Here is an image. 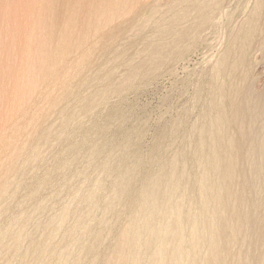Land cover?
<instances>
[{
    "label": "rangeland",
    "instance_id": "obj_1",
    "mask_svg": "<svg viewBox=\"0 0 264 264\" xmlns=\"http://www.w3.org/2000/svg\"><path fill=\"white\" fill-rule=\"evenodd\" d=\"M31 1L33 3L34 2L44 3V0H8V1L0 0L1 3L0 4V11H1L0 71L2 70L0 72V102L2 98V102L0 103L1 105L0 106V136H1L0 137L1 138L0 139L1 140L0 141V178H2L3 176V179H0V182L2 181L1 182L2 184L4 179L5 180L8 179L9 183L14 182L13 184L11 183V189H10L11 193L7 195L5 198H3L1 200L2 202L0 201V204H2L0 205V208H2L0 209V211L4 210L2 211V213L0 212V247H1L0 257L1 256L3 258L5 257L6 259L4 260H7V258L10 256L7 261L8 264H30V262L32 261H29L28 257L26 256V253H29L28 251H30L31 248L33 249L35 245L37 246L38 245L37 243L39 242L38 239H40L41 240L40 242L45 241V244L49 245V250H47L48 253L46 251H43V253L46 255H44L41 252L39 255L40 260L39 259L38 261L33 260L32 262L33 264L34 263L35 264H56V263L107 264L109 260V258L107 257H111L113 253L112 249L115 246L114 243H117L116 239H118L119 237L118 235H120L119 232H121L123 228L131 222L132 218L134 217L133 215H135V213L137 212L136 208L139 201L141 199H143L144 201L147 197L144 196L143 191L142 192L140 191L145 183H147L145 185L148 187L150 183L155 181L157 178L159 179L160 177L161 182L162 183L164 182L163 184V186H165L164 188L167 189L166 183L169 184V179H170L169 173L174 165V167L178 169L177 172H178L179 180L182 184L180 185L179 189L174 191V193H172L173 191L170 192L168 190H164V188L163 191L165 192L167 191L168 192L167 195L170 194L169 196L171 197L173 203L180 202L186 212L192 209V207L196 205L194 199L196 198L197 195V189H196L197 186L195 185V182L202 171V167H204L207 158L206 154H208L211 151L210 147L213 143L212 142L210 144L211 141H209L210 133H205V132L200 133L202 129H204L203 127L210 128V123H211L210 120L215 112V110H212L210 106L211 105L210 99H212L214 95L217 96L218 92L216 91L218 90L219 85L222 84L221 81L223 78H224L223 79L224 82H226L225 80L229 81L226 83L223 82V84L225 85L227 84L226 86H228L226 88L224 86L226 93H228L227 91H229L230 87L233 85L231 84L229 86V83H233V82L235 83V80H237L234 78L237 75H232L227 77L222 76L223 78L219 76L218 78L217 75H214V71H212L214 68L212 66H215V63L217 62V53H219L221 46L227 42L228 37L233 32L232 27L235 25L233 27L235 31L239 24L238 20H241V18L244 16V10L242 9L245 6V2L243 1L242 3V1H239V3L236 2V5L235 3L233 4V6L235 5L236 8L235 7L233 8L232 6L231 11L234 10L232 11L234 16L236 14L234 13L235 11L237 12V14L235 18H233L234 16L232 15L231 17L232 19H230L231 23L229 22L230 17H228V19L222 18V20L220 19L218 21L219 25L224 24L223 26H221L222 30H220V26L217 23L216 25H208L207 26L208 28L205 26V28L207 29L201 31L204 32V35L203 33L200 34L201 33L200 32L199 34L201 36L199 35L198 37L197 36L198 33H197L196 37L194 36L195 38L194 37L192 38L195 39L194 40L195 42H193V40L190 39L191 45L189 44V42L187 43L189 44L190 47L188 48V45L185 43H184L185 45L183 44L182 47L179 46L178 44H174L173 40H171L173 39L172 36L167 35V33L166 36L171 40V41L169 40L168 42L169 43L171 42L173 44H166L168 43L166 41V39L168 38L165 36L163 30L166 29L165 25L168 27V23H169L168 17L171 18V14H172L170 6L165 5L167 2H168L167 4H169L168 0H131V1L127 0L128 2L130 1L128 6L126 0H121L124 2H119L120 6L122 3V7L124 8L127 7V9L123 10V8L121 7L122 9L121 11L119 9L120 8L119 6V8H116L117 14L115 12L116 9H114V11H112L114 12L112 13L113 15L111 14L112 15L111 16L108 13V16L106 15L107 17L105 19H103L104 16L101 14L102 13L101 9L105 10L106 8L104 9V7L111 4V3L108 4V2H110L109 0H106L108 2L105 1L106 3L103 4L102 7H100L101 9L99 8L92 9L94 7L90 6V2L93 3L94 0H81L82 2L81 1L78 2L79 0L78 1L76 0L77 2H74V0H72L73 2L72 1L70 2L69 0L68 1L56 0L54 2L53 0L52 1L48 0L47 3H49L50 6L53 7L50 8L52 12L53 11L54 12L52 13L51 10H48L47 12L49 13L51 12L54 15V17H52L53 15L49 13L45 15L47 10L46 8L47 7L49 8L48 4L44 8L46 10L41 9L42 8L41 5L40 10H38L37 12L34 11L32 14H26L24 10L28 8L27 6L33 5ZM51 3L53 5H51ZM71 3L75 4L72 6H79L78 4H80L79 9L78 7L76 8L74 7L75 9L73 11L74 12L80 11L79 15H76L77 18L75 17V20H77V22L79 21L80 24L83 25L79 32H76V30H74L75 31L74 32L72 30V32H74V33L71 32L73 34L72 40L70 36H67V34L69 35V33L66 30L65 31L67 32V34L65 32L61 33L64 31L65 28H67L64 22L68 18L70 19L71 16L69 15H72L73 13V11H71L72 9L67 7V5L71 6L69 5ZM154 3L156 4L157 7L155 6ZM237 3L240 6H238ZM60 5L62 8L60 7ZM129 5L131 6L129 7ZM162 5L164 6L163 10H162ZM166 6L168 8H166ZM241 6L242 8H240ZM55 8L57 10H55ZM66 8H68L67 12L65 10ZM90 8L92 9L93 12L91 15L93 17L95 16V18L91 17ZM157 8L159 11L155 10ZM97 9L99 10V12H97V14L99 13L98 14L99 16L96 14ZM42 10L45 11L44 14L42 13L44 12ZM106 10L108 11V7ZM152 10H154V12ZM64 12L68 14L67 19H65L66 13ZM81 12H83V14ZM118 12L121 13L119 14ZM58 13L61 16H58L59 15ZM155 13L156 14L159 13L160 17L159 14L156 15ZM100 14L103 17L100 16ZM115 14L116 16H114ZM152 14L156 16L154 17ZM56 16H58L57 18L59 21H56L57 19ZM110 16L112 18H110ZM97 17H99V19H96ZM52 18H54V21L57 22L55 23V25H58L59 23L58 26H54V24L52 25L53 23ZM158 18L159 20H157ZM167 18L168 20H166ZM62 19H65L63 20L64 22H62L65 25V27L63 25L64 29L59 31L60 26L62 24L61 23ZM95 19L98 22L96 21V23H94ZM90 20L91 21L93 20L94 22H91ZM165 20L167 21V23ZM225 20L226 21L228 20L229 24ZM231 20H233V22ZM68 21H66L65 23H68ZM221 21L223 23H221ZM47 22L49 23V26ZM90 22L92 24H90ZM164 22L166 24H164ZM185 23H186L185 25L188 26L187 22ZM191 23L192 22L190 21L189 25ZM226 25L227 27H225ZM105 27L106 29H104ZM189 27L191 28L192 26H188V27L184 26V29L186 28L188 29ZM161 31L163 32V34ZM221 31L222 32L224 31L223 33H221L222 37L223 34L225 33L223 39L219 38L220 41L225 40L224 41L225 43L223 44L221 43L222 41L218 42L217 40L219 37L218 34H220ZM42 32H44V34ZM80 32L81 35L84 34L83 36L84 37L86 36V38L83 40L87 42L86 43L84 42V44L82 40L83 37H81V35L80 37L78 36L80 39L78 37H74V34L77 36L78 34H80ZM38 33L39 36H41L42 34L44 36L47 35L43 38L46 39L49 43L45 41H42V43H44L45 45L39 43L40 41L36 39L37 37L33 36V35H38ZM86 33L90 37V39L86 35ZM259 33L257 34L258 36H256L254 39L252 45L253 48L251 47V50H249L251 53L250 52L248 53V59H247L249 63L247 68L248 71L244 73L245 76L241 74L242 72H240V74L241 77L244 76L245 78L244 77L242 78L244 80L246 79L245 81H247L244 82L247 84H251V86H254V89L257 90L256 92L257 93L260 92L258 94L261 97L263 96L264 98V50H263L264 34L262 33L259 34ZM159 34L162 35L163 37L165 36L166 38L161 40L163 37H161ZM29 35L30 37H28ZM55 35L60 40L56 39L57 37ZM60 35L63 37L67 36L69 40H71V42L78 39L77 40L78 43H81L86 47L80 46L81 44L78 43L77 45L76 42H73L74 43L73 46V43L69 42V40L66 42V40L68 39L67 37L66 40H64L63 37L59 38ZM214 37L215 38L217 37L216 39L217 41L214 40L215 39ZM87 38L89 40H86ZM53 39L54 41L57 40L58 43L55 42V44L54 43L50 44L54 42L52 41ZM61 39L67 43L66 46H65V42L63 43ZM158 39H160V42L158 41ZM257 39L258 41L260 40L261 42L257 43L258 42ZM164 41H166V43H164ZM69 43L72 45V47L71 45H68ZM155 43L158 44L156 46L151 45ZM215 43L217 46L215 45ZM219 43H221L220 44L221 46L219 45ZM39 44L41 46L43 45L42 47L44 48V50H45V46L47 45V47L50 48L48 50L49 54L47 53L48 51L43 50L44 51L43 52L42 49L39 50L38 48L41 47ZM61 44L63 45V47ZM165 44L166 47H169L170 49L169 51H167L168 49H165L166 48L164 46ZM51 45H55L54 48H52L53 46L50 47ZM176 45H178L179 48H182L180 50L183 51L184 49L186 51V54L185 52L181 51L182 53L185 54V55L183 54L184 57L182 55L180 57H175V58H173L172 56L169 57V53L171 54L172 49H174L173 50L174 52L175 50L178 49ZM218 45L219 48L216 53L215 51ZM147 46L148 47L154 46L155 48L160 46L163 47V49L166 50L165 52H167L169 58L166 57L164 59L166 62H162L164 64V65L162 64L163 67L162 65L160 66L158 65L160 69L154 68L157 71L152 69L153 71L156 72L150 70V72L152 71L151 74L149 71H148L149 73L145 72L146 75L143 73L144 75L141 74V76L135 79V81L130 82V80L127 78L130 77V73H131L130 66L135 64L139 65L140 63L142 64V66H144L145 61H149L150 59L149 57H147L149 56ZM171 46H175L177 49L173 47L171 49L170 48ZM212 46L213 48H211ZM28 47H29L28 51H24L27 50ZM56 47L57 49L58 47L62 48V49L61 48L58 49L61 52V54L60 52H57L58 50L56 51ZM64 47H67L66 50L69 49V51H66ZM51 48L54 49L52 53L50 52L52 50ZM62 50L66 51L67 53L64 51L62 52ZM53 52H56V54ZM43 53H45V56H43L44 55ZM46 53L48 54V57ZM57 53H59L60 56L63 54L62 55L63 57H60L59 55H57ZM210 53L215 55L214 57L212 56V58L216 59L215 61L214 59H212V61L210 60L211 59L210 55H212ZM39 54H41L42 58L43 57L45 58L47 57V58L42 59L40 58ZM1 55L3 57H1ZM53 55L58 58L60 57L59 58L60 60L58 58L52 57ZM207 57L209 58L206 59ZM167 58H168V62H167ZM170 58L172 60H170ZM48 59L49 60L51 59V62L54 60H56V62L59 61L58 62L59 64L56 66V69L58 68L56 70L57 72L50 73L49 70L44 71L45 65L48 64ZM16 62L19 63L17 64ZM146 63L149 65L148 62ZM5 66H7L6 69ZM15 67L18 69H16ZM14 68H15V73L18 77L14 73ZM211 68L213 69L211 70ZM100 69L103 72H101ZM17 71L19 73H17ZM111 74H113V76ZM24 75L25 78H23ZM109 75L110 77L105 78V76L107 77ZM11 76H13V78ZM239 77L240 76H238V78ZM241 77L240 79H242ZM123 79L125 80V82ZM118 81L124 84L125 87L122 86V84L120 85ZM238 81L237 83L239 84L241 81L240 82ZM216 83L218 84L221 83V84L218 85ZM117 84L118 86L123 87L118 92L115 93L112 92L109 94V96L106 95L105 97L97 94L98 92L97 90L104 89L103 87L107 85L117 86ZM7 89L10 90V92ZM20 91H22V93ZM213 91H215V93ZM11 92L15 95H13ZM211 92H213L214 94H212ZM5 97L8 99H6ZM218 97L219 96H217V98ZM238 98H240V96H238ZM10 99L12 100L10 101ZM82 99H83V103L81 101ZM4 100H7V102L8 101L9 102L7 103ZM80 101L83 105L82 104L78 105ZM84 103L91 104L92 106L86 105L84 108L83 107L85 105ZM12 105L13 107H11ZM77 105L79 106L80 109L78 108ZM9 108L11 109V111ZM18 108L20 109L18 110ZM221 108L222 107H220V109ZM84 109L87 111H85ZM79 110L80 111L82 110V112H80ZM83 110L85 111V113ZM65 114L69 116V119L67 121L70 124L66 121V124L68 123L69 126L68 125L65 126L62 124L64 122L63 116H65ZM263 117H264V113L262 114L261 117L262 121L264 122ZM232 121L230 122L229 128L230 131L232 129L231 132L233 133V135L236 134L235 137L241 138L242 136L243 137L246 136L251 138V136L253 137L254 135H256L255 131L257 129L253 130L252 132L249 129L248 125L245 126L246 124L243 125V127H240L242 125L241 124L242 122H240V120H236L237 125L235 124L236 121H234L235 123ZM59 124H61V128H64V131L65 129L67 130L66 132H64V135L62 132L63 129L61 130V133L64 136V138L62 135L59 136L54 131V129L57 130ZM260 124L258 125L260 126ZM261 126L259 130V134L263 135L264 130L262 129ZM199 127L201 129H199ZM238 127L241 129H239ZM61 128L59 127L58 129ZM238 129L241 130V133H239L240 131ZM246 130L247 132H244ZM49 132L50 133L54 132V133L50 135ZM246 133H248L249 135L251 134V136H249ZM199 136L201 137L203 136V137L201 138ZM255 137L257 138V135ZM52 138L54 139L53 142H52ZM55 138L57 139L59 138V141L61 142L57 141V139ZM202 140L205 143H203ZM54 141H56V143ZM34 143H35V147H37V149L34 148L35 150L32 147ZM50 144L52 145V147L50 146ZM19 146H21L22 148ZM204 147L205 149L203 150ZM38 149H40L41 152H39L40 150ZM44 149H45V153H43ZM27 150H30V152H27L29 155L26 154ZM30 154H32V156L38 154L39 156H41V158H45V159H40V161L37 160V162H35L37 165L36 166L34 165L33 157ZM22 155H24V157H22ZM38 155L35 156L34 160L40 158V157L38 158ZM23 158L25 160H22ZM27 160L32 161L33 163L31 164L29 162H26L25 164V161ZM259 160L263 161L261 157L259 158ZM23 163L25 164V166ZM28 164L31 165V167ZM15 165H17L18 167ZM26 165L27 168H29V170L26 169ZM7 166H9L10 168H8ZM244 167L246 168V170L245 168L244 170L246 171L248 176L250 178L252 176V179H254V181L256 182V184L254 183L255 184L254 191L255 192L257 191L256 192L257 194L255 193V195H254V191L253 193L251 191L252 194L251 198L253 196L255 197L257 196V198L253 197L252 199H254V201H252L251 199V202L248 203L247 209L252 218L254 217L257 218L259 215L261 217L259 216L258 218H263L264 206L262 205V202L264 201V198L262 196H264V189H263L264 181L262 180L264 179L263 177L264 173L262 172L263 173V174L261 173L262 175L261 174L255 175L253 168L252 170H250L251 167L248 169L249 165L248 166L244 165ZM32 168L34 169L30 170ZM239 168H241V163L239 164ZM17 169L19 171H17ZM26 170L28 173L25 172ZM17 172L19 173L20 176L18 175ZM26 173L28 175H26ZM5 174L7 175L4 176ZM8 176L11 179V181L8 178ZM17 176L19 179L17 178ZM242 176L241 177L237 176V177H239L240 180H243L244 177L242 178ZM259 176H261L260 179L262 180L259 179ZM54 181L55 183H53ZM119 181L123 182V184L120 185L121 188L123 189L122 191L121 188L119 187L120 184ZM98 182L101 183V185L98 184ZM258 183H261L262 185ZM257 185L258 188L255 187ZM115 186L118 188V191H116L117 189H115ZM117 192L118 193L120 192V194L122 193L123 195L120 196V194H118L117 196ZM93 193L94 196H92ZM259 202H261L260 203L261 205L258 204ZM164 203L162 202V205L164 204L166 206V202ZM109 205L111 211L110 209L106 210V208ZM164 205L161 206L162 210L160 209L161 212L160 214H158V216L161 217L158 216L155 217V220L157 218L156 223L161 222V220L159 221V218L163 219L162 217H164L167 214L166 211L167 206L165 208ZM81 208L84 210H82ZM79 209L81 210L78 211ZM65 210L68 213L64 217L66 212ZM57 213H59L60 216ZM137 213L140 214V212ZM41 222L42 224H40ZM51 222H53V225ZM21 223L23 225L26 224L27 226L26 225L24 226L28 230L24 228V226ZM55 223L56 224L60 223L61 225H56ZM45 225L47 227H45ZM72 225L75 226L73 227ZM19 226L21 228V229L19 228L20 232H18L17 230L18 229L17 227ZM13 228H15L14 232L15 233L17 232L18 234L20 233V235L21 232L23 231L22 234L24 236L23 235L21 236H23L22 238L25 239L19 242L20 246L18 245V248L20 250L16 247V250H19L18 251L19 253L17 251H16L17 254H15V252L13 253L15 254L14 255L15 258L13 254L11 255H9V253L4 254L3 251L1 250L3 249L4 246L7 247L11 244L10 242H12V240L10 239H12L11 238L12 234H14ZM31 228H33L34 230ZM56 228L57 230H55ZM30 231L32 232L30 233ZM5 232H7V234H5ZM82 232H83V236H81ZM68 233H70V235H68ZM10 234L11 237L8 239V236ZM78 234L80 235V237ZM5 235L7 237H5ZM41 236L43 240L41 239ZM250 238L253 240V237L249 236L247 237L246 241L251 240ZM50 245L53 249H51ZM92 247L94 248L92 249ZM94 249L96 250L93 251ZM64 250H66L65 254H64L65 252ZM70 250L71 252L67 253ZM11 256H13V258ZM1 260L3 259L0 258V261ZM9 260H13V262L10 263Z\"/></svg>",
    "mask_w": 264,
    "mask_h": 264
},
{
    "label": "bare ground",
    "instance_id": "obj_2",
    "mask_svg": "<svg viewBox=\"0 0 264 264\" xmlns=\"http://www.w3.org/2000/svg\"><path fill=\"white\" fill-rule=\"evenodd\" d=\"M8 1V0H7ZM52 1V0H50ZM56 1V0H53V2ZM64 1V0H62ZM68 1V0H67ZM70 2L72 0H69ZM78 1V0H77ZM76 0H74V2H77ZM81 0H79L78 2H80ZM106 0H94L93 3L90 2V6H93L94 8L92 9H95V8H99L101 9L100 7L103 6V4H105ZM111 3L110 5L104 7V9L108 7V11L106 10H103L101 9V14L104 16H102L100 14V16L103 17V19H105L107 16H108V13L111 15L112 11H114V9L116 8H119L120 4L119 2H124V1H119V0H109ZM127 1V0H126ZM131 1V0H130ZM130 1L126 2L127 3V6L128 4L130 3ZM169 1V4H165V5H168L170 6V9H171V18H169V23H168V27L165 25L166 29L163 30L164 33H165V36H166V33L167 35H171L173 39V43L174 44H178L179 46H183V44H187L189 42V44L191 45V41L190 39H192L194 36L196 37V34L198 33V37L200 34L203 33L204 35V32H201L203 31L204 29H207L208 25H216V23L218 24V21L222 18H229V22H230V19H232V15L234 16L233 12L234 10L231 11V8L233 6V4L235 3L236 5V2L239 3V1H243L245 2V6L242 10H244V16L241 18V20H238L239 21V24L236 28V30L234 31V26L232 27L233 29V32L231 33V35L228 37V40L227 42L225 43L224 41H220L219 38L223 39L225 33L223 34V37L221 36L223 33L222 31L220 32L219 37L217 39V37L214 39V40H218V42H221L222 44L225 43L224 45H220L221 43H219V45L221 46L220 50H219V53H217V50L219 48V45L218 47H216V53H217V62L215 63V66H212L213 68H211L212 71H214V75H217L218 78L219 76H221V78L223 77H227V76H232V75H237L235 76L234 78L237 79L235 80V83H229V86L231 84H233L229 91H227L228 93H226L225 89H224V86L225 88L228 87L226 86L225 84H223L224 82V78L222 79L221 85H219V88L216 92H218L217 96H219L217 98L216 95H214V97L212 99H210L211 101V108L212 110H215L214 114L212 115V118L210 120V128H206V127H203L204 129H202V131L200 133H210V139L209 141L210 144L212 143L211 145V151L206 154L207 155V158H206V162L204 164V167H202V171L201 173L199 174L198 178L196 179V182H195V185L197 186L196 189H197V195H196V198L194 199L195 200V203L196 205L194 207H192V209H190L189 211H185V209L183 208L182 204L180 202H177V203H173L172 202V199L169 195H167V191H163V188L165 186H163L164 182L162 183L161 180H160V177L159 179L153 181V178H152V183L149 184V186L147 187L145 184V189H144V186H142L144 190H140L141 192L143 191L144 193V196H147L146 199L143 201V199H141L137 205V208H136V211L137 212H140L141 216L139 213H135V215H133L132 217V220L131 222L125 226L123 228V230L120 233V235H118V239H116L117 243H114L115 246L114 248L112 249L113 250V253L111 255V257H107L109 258L108 260V263L106 261L107 264H264V217L263 218H252L248 209H247V206H248V203L251 202V199L255 196H253L251 198V191L253 193V191L255 190L254 188V185L256 184V182L254 181V179H252V176L251 178L248 176V174L246 173V168L244 167L245 166H248V169L251 167L250 170H252V168L254 169V174H261L262 172L264 173V134L263 135H260L259 134V130H260V126L262 124V129L264 130V122L262 121L261 117H262V114L264 113V98L263 96L261 97L258 93L260 92H256L257 90L254 89V86H251V84H247L242 77L245 76V72L248 71L247 68H248V53L250 52L249 50H251V47L253 45V42H254V39L256 36H258L257 34H264V0H168ZM32 2V1H31ZM48 0H44V3L40 2V3H33V5H29L27 6L28 8H26L25 13L26 14H32L34 11L37 12L38 10H40L41 8V5H42V8L41 9H44L45 6H47V4L49 5V8L47 7L46 9V13L44 10V12H42L43 14L45 13V15H47V12L48 10H51L50 7V4L47 3ZM52 2V3H53ZM58 2V1H57ZM73 2V1H72ZM82 2V1H81ZM133 2V1H132ZM142 2V1H141ZM4 3V2H3ZM16 3V2H15ZM51 3V5H53ZM64 3V2H63ZM66 3V2H65ZM161 3V2H160ZM163 3V1H162ZM171 3V4H170ZM237 3L238 6H240L239 4ZM241 3V2H240ZM1 4V3H0ZM67 4V3H66ZM78 4V3H77ZM155 4V3H154ZM10 5V4H9ZM71 6H68L70 9H72L71 11H73L76 7H78L79 9V6L80 4H78L79 6H72V5H75L73 3L69 4ZM141 5V4H140ZM235 5L233 6V8L235 7ZM244 5V4H243ZM13 6V5H12ZM63 6V5H62ZM105 6V5H104ZM124 6V5H123ZM131 5H129L130 7ZM156 6V4H155ZM55 7V5H54ZM61 7V5H60ZM66 7V6H65ZM75 7V8H74ZM122 7V3H121V6H120V10L122 11L121 9ZM141 7V6H140ZM154 7V6H152ZM151 7V8H152ZM157 7V6H156ZM159 7V6H158ZM163 5H162V10H163ZM53 8V7H52ZM62 8V7H61ZM81 8V7H80ZM123 10L127 9V7H122ZM136 8V6H135ZM134 8V9H135ZM142 8V7H141ZM160 8V7H159ZM166 8H168L166 6ZM236 8V7H235ZM239 8V7H238ZM238 8H237V11H238ZM242 8V6L240 7ZM69 9V10H70ZM92 9L90 8V15L93 13L92 12ZM147 9V8H146ZM161 9V8H160ZM165 9V8H164ZM168 9V10H170ZM5 10V9H4ZM54 10V9H53ZM55 10H57L55 8ZM62 10V9H61ZM60 10V11H61ZM66 12L68 10V8L65 9ZM82 10V9H81ZM118 10V11H120ZM157 11V9H155ZM236 10V9H235ZM7 11V10H6ZM59 11V13H60ZM95 11V10H94ZM104 11V12H103ZM146 11V10H144ZM151 11V9H150ZM154 12V10H152ZM240 11V9H239ZM52 12V10H51ZM49 13V14H52V13ZM56 12V11H55ZM64 12V13H66ZM77 11H73L72 15H69L71 16V18L69 19L68 18V14L66 13V17L65 19H68L66 21H68V23H65L63 20L65 19H62L61 23L64 22V24L66 25L67 28H63V23L61 24L60 26V30L61 31L62 29H64L63 32L61 33H66L67 32L69 33V35L67 34V36H70L71 37V40H72V33H74L76 30V32H79L81 30V27L83 26L82 24H80V22L77 20H75V17L77 18L76 15H79V12ZM97 12H99V10L97 9L96 10V14ZM116 14H117V9H116ZM143 12V11H142ZM161 12V10H160ZM159 12V13H160ZM163 12H166V11H163ZM1 13V11H0ZM41 13V12H40ZM58 13V14H59ZM83 14V12H81ZM119 13V12H118ZM121 13V12H120ZM119 13V14H120ZM125 13V12H124ZM158 13V14H159ZM234 13L237 14V12L235 11ZM241 13V12H240ZM10 14V13H9ZM71 14V13H70ZM99 14V13H98ZM97 14V15H98ZM116 14L114 16H116ZM156 14V13H155ZM156 14V15H158ZM170 14V12H169ZM235 14V16H236ZM243 14V13H242ZM11 15V14H10ZM53 15V14H52ZM51 15V16H52ZM89 15V17H90ZM95 15V14H93ZM107 15V16H106ZM113 15V14H112ZM111 15V16H112ZM123 15V14H122ZM153 15V14H152ZM155 15V16H156ZM5 16V14H4ZM44 16V15H43ZM58 16H61L60 14ZM56 16V18L58 17ZM99 16V15H98ZM110 16V18H112ZM154 16V15H153ZM152 16V17H153ZM154 16V17H155ZM235 16L233 18H235ZM242 16V15H241ZM16 17V15H15ZM25 17V16H24ZM54 17V15L52 16ZM91 17H93L91 15ZM159 17H160V14H159ZM164 17V16H163ZM4 18V17H3ZM51 18V17H50ZM60 18V17H59ZM62 18V17H61ZM64 18V17H63ZM95 18V16L93 17ZM101 18V17H100ZM109 18V17H108ZM117 18V17H116ZM168 18L166 20H168ZM239 18H240V15H239ZM237 18V19H239ZM6 19V17H5ZM49 19V18H48ZM53 19V23L52 25L54 24V26H58V25H55V22L54 21V18ZM88 19V18H86ZM96 19H99V17H97ZM95 19V22L92 20H90L91 22H94L96 23V20ZM163 19V18H162ZM4 20V19H3ZM46 20V19H45ZM84 20V19H83ZM82 20V21H83ZM119 20V19H118ZM159 20V18L157 19ZM165 20V21H166ZM51 21V20H49ZM48 21V22H49ZM56 21H59L58 18L56 19ZM191 21L192 23L189 25V22ZM224 21V19H223ZM226 21V20H225ZM233 22V20H231ZM1 22V21H0ZM30 22V21H29ZM47 22V23H48ZM77 22V23H76ZM90 22V24H92ZM98 22V21H97ZM133 22V21H132ZM162 22V21H161ZM185 22H187L188 26H192L191 28L189 27L188 29H184V26L185 27H188L186 26ZM228 22V20L226 21ZM228 22V24H229ZM7 23V22H6ZM35 23V22H34ZM41 23V22H40ZM167 23V21H166ZM164 22V24H166ZM220 23V22H219ZM221 23H223L221 21ZM231 23V22H230ZM9 24V23H8ZM46 24V23H45ZM157 24V23H156ZM159 24V23H158ZM161 24V23H160ZM184 24V25H183ZM234 24V23H233ZM4 25V24H3ZM47 25V24H46ZM64 25V27H65ZM100 25V24H99ZM107 25V24H106ZM122 25V24H121ZM219 25V24H218ZM224 25V24H223ZM222 24L219 25L220 26V30H222L221 26H223ZM39 26V25H38ZM48 26H49V23H48ZM103 26V25H102ZM120 26V25H119ZM159 26V25H158ZM205 26L207 28H205ZM30 27V26H29ZM114 27V26H113ZM183 27V28H182ZM204 27V28H203ZM227 27V25L225 26ZM229 27V25H228ZM2 28V26H1ZM203 28V29H202ZM224 28V27H223ZM5 29V28H4ZM106 29V27L104 28ZM117 29V28H116ZM215 29V28H214ZM227 29V28H226ZM229 29V28H228ZM14 30V29H13ZM47 30V29H46ZM67 32H66V31ZM72 30L74 32H72ZM219 30V29H218ZM219 30V31H220ZM58 31V32H59ZM104 31V30H102ZM206 31V30H205ZM226 31V30H225ZM229 31V30H228ZM72 32V33H71ZM109 32V31H108ZM162 32V31H161ZM201 32V33H200ZM227 32V31H226ZM41 33V32H40ZM44 34V32H42ZM100 33V32H99ZM111 33V31H110ZM200 33V34H199ZM228 33V32H227ZM226 33V34H227ZM13 34V33H12ZM42 34V35H43ZM57 34V33H56ZM163 34V32H162ZM216 34H217V31H216ZM230 34V33H229ZM14 35V34H13ZM41 35V34H40ZM41 35V36H42ZM62 35V34H61ZM59 36V38L63 37V36ZM65 35V34H64ZM81 35V32L80 34H78L77 36L74 34V37H80ZM84 34L81 35L82 40L86 38V36L84 37L83 36ZM87 35V33H86ZM108 35V34H107ZM160 35V34H159ZM206 35V34H205ZM208 35V34H207ZM228 35V34H227ZM33 36H36L35 38L38 39L40 42L39 43H42V41H45L47 43H49L46 39H44L43 37L47 36V35H43L42 37L39 36V33L38 35H33ZM56 36V35H55ZM66 36V37H67ZM88 36V35H87ZM161 37H163L162 35H160ZM163 37L161 40L165 39L166 37ZM170 36V37H171ZM201 36V35H200ZM221 36V37H220ZM30 37V35L28 36ZM57 37V36H56ZM66 37L64 36L63 39L66 40ZM78 37V38H79ZM89 37V36H88ZM194 37V38H195ZM197 37V38H198ZM205 37V36H203ZM261 37V35H260ZM263 37V36H262ZM20 38V37H19ZM44 40H43V39ZM53 38V37H52ZM68 38V37H67ZM159 38V36H158ZM168 38V37H167ZM18 39V38H17ZM31 39V38H30ZM47 39H50V38H47ZM58 39V37L56 38ZM80 39V38H79ZM90 39V37H89ZM88 38L86 40H89ZM94 39V38H93ZM200 39V38H199ZM203 39V38H202ZM201 39V40H202ZM205 39V38H204ZM227 39V38H225ZM259 39V38H258ZM257 39V41H258ZM261 39V38H260ZM263 39V38H262ZM15 40V39H14ZM60 40V39H58ZM64 40L61 39V41H63V43L65 42ZM69 40V38L66 40V42ZM71 40H69V42H71ZM78 39L72 41L71 43L73 42H76V44L78 43L77 41ZM80 40V41H82ZM170 40V38L166 39V41L168 42ZM170 40V41H171ZM193 42H195L194 40L195 39H192ZM198 40V39H196ZM216 40V41H217ZM25 41V40H24ZM51 41V40H50ZM54 41V39L52 40ZM158 41L160 42V39H158ZM166 41H164V43H166ZM256 41V40H255ZM8 42V41H7ZM13 42V41H12ZM23 42V41H22ZM28 42V41H27ZM55 42L58 43L57 40H55L54 42L50 43V44H55ZM65 42V46L67 45V43ZM84 42L86 43L87 41H84L83 40V44ZM91 42V41H90ZM162 42V41H161ZM261 42L260 40L257 42L259 43ZM20 43V42H19ZM61 43V42H60ZM59 43V44H60ZM62 43V44H63ZM162 43V44H164ZM173 43H166V44H173ZM197 43V42H196ZM195 43V44H196ZM256 43V42H255ZM256 43V44H257ZM44 44V43H42ZM61 44V45H62ZM78 44H81V43H78ZM77 44V45H78ZM81 44L80 46H85ZM158 43H155V44H151V45H157ZM166 44L164 45L166 47ZM184 44V45H185ZM189 44L188 45V48L189 47ZM212 44V43H211ZM218 44V43H217ZM6 45V44H5ZM16 45V44H14ZM40 45V44H39ZM45 45V44H44ZM58 45V44H57ZM59 45V46H61ZM68 45H71L70 43ZM178 45H176V47H178ZM216 45V43H215ZM264 45V44H263ZM262 45V47H263ZM20 46V45H19ZM30 46V45H29ZM41 46V45H40ZM43 46V45H42ZM41 46V47H42ZM53 46V47H52ZM55 45H51L50 47L54 48ZM73 46H74V43H73ZM163 46V45H162ZM163 46V47H164ZM169 46V45H168ZM192 46H193V43H192ZM214 46V45H213ZM213 46L211 48H213ZM217 46V45H216ZM39 47V46H38ZM38 48L39 50L42 49V51L44 50V48ZM63 47V45H62ZM72 47V45H71ZM86 47V46H85ZM148 47V46H147ZM146 47V48H147ZM151 47V46H150ZM148 47V54L150 59L149 61H145L144 63V66H142V64L140 63L139 65H132L130 66L131 67V73H130V77H127L130 82L131 81H135V79H137L139 76H141V74H145V72H150V70H156L154 68H157V69H160V65H162L163 63L162 62H166L164 59L166 57H168V54L167 52H165L166 50L163 49V47ZM164 47V48H165ZM175 48L177 49L175 46H171L170 48L172 49ZM259 47V46H258ZM2 48V47H1ZM37 48V47H35ZM48 48V49H46ZM51 48V49H52ZM61 48V47H60ZM58 47V49H60ZM65 50L67 47H64ZM75 48V47H74ZM82 48V47H81ZM253 48V47H252ZM257 48V47H256ZM11 49V48H10ZM29 47L27 48V50H24V51H28ZM50 48L47 47V45L45 46V50L44 51H48ZM57 47H56V51L58 50ZM62 49V48H61ZM69 49H70V46H69ZM66 50V51H69ZM73 49V48H72ZM71 49V50H72ZM77 49V48H76ZM165 49H168L167 51H169V47H166ZM182 48H179L178 47V51L175 50V52L173 51L174 49L171 50V54L169 53V57L172 56L173 58L175 57H180L181 55L183 56L184 53L182 52H185L186 54V51L183 49L180 50ZM186 49H187V46H186ZM192 49V48H191ZM255 49V48H254ZM34 50V49H33ZM37 50V49H36ZM264 50V49H263ZM32 51V50H31ZM29 51V52H31ZM41 51V52H42ZM43 51V52H44ZM52 51H54V49H52L50 52L52 53ZM64 50H62L63 52ZM64 51V52H66ZM182 51V52H181ZM190 51V50H189ZM211 51V49H210ZM257 51V50H256ZM40 52V51H39ZM57 52H60L59 50ZM117 52V51H116ZM120 52V51H119ZM253 52V51H252ZM35 53V52H34ZM49 54V51L47 52ZM46 53V54H47ZM56 54V52H53ZM67 53V52H66ZM182 53V54H181ZM209 53V52H208ZM207 53V54H208ZM251 53V52H250ZM259 53V52H258ZM42 54V53H41ZM40 55V58H42V56ZM45 56V53H43ZM48 54H47V57H48ZM61 54V52H60ZM65 54V53H64ZM115 54V53H114ZM119 54V53H118ZM147 54V53H146ZM184 54V55H185ZM212 54V53H210ZM257 54V53H256ZM261 54V53H260ZM263 54V53H262ZM26 55V54H25ZM57 55H59V53H57ZM63 55V54H62ZM60 56V57H63V56ZM167 55V56H166ZM209 55V54H208ZM31 56V55H30ZM211 56V61L212 59H214V61L216 60L215 58H212V56L214 57L215 55L212 54L210 55ZM1 57H3L1 55ZM25 57V56H24ZM46 57V58H47ZM54 58H58V57H55L54 55L52 56ZM59 57V58H60ZM168 57V58H169ZM184 57V56H183ZM44 59H46L45 57H43ZM42 58V59H43ZM50 58V57H49ZM58 58V59H59ZM168 58H167V62H168ZM209 57H207L206 59H208ZM8 59V58H7ZM27 59V57H26ZM52 59V58H51ZM51 59L49 60L48 59V64L45 65V69L44 71H50V73H54V72H57L56 70V66L59 64L56 60L52 61L51 62ZM57 59V60H58ZM179 59V58H177ZM181 59V58H180ZM24 60V59H23ZM53 60V59H52ZM60 60V59H59ZM164 60V61H163ZM170 60H172L170 58ZM176 60V59H174ZM14 61V60H13ZM10 62V61H9ZM46 62V61H45ZM51 62V63H49ZM141 62V61H140ZM148 62L149 65L146 63ZM174 62V61H173ZM7 63V62H5ZM17 63V62H16ZM15 63V64H16ZM19 63V62H18ZM17 63V64H18ZM13 64V63H12ZM147 64V66H146ZM210 64V63H209ZM24 65V63H23ZM159 65V66H158ZM164 65V64H163ZM162 65V67H163ZM211 65V64H210ZM214 65V64H213ZM2 66V65H1ZM8 66V65H7ZM5 66V69L6 67ZM12 66V65H11ZM13 66H16V65H13ZM159 68H158V67ZM9 67V66H8ZM23 67V66H22ZM16 68V67H15ZM15 68H14V73H15ZM21 68V67H20ZM18 69V68H16ZM23 69V68H22ZM24 69H25V66H24ZM23 69V70H24ZM111 69V68H110ZM109 69V70H110ZM22 70V71H23ZM152 70V71H153ZM2 71V70H1ZM0 71V72H1ZM12 71V70H11ZM43 71V72H44ZM101 71V69H100ZM105 71V70H104ZM151 71V72H152ZM157 71V70H156ZM156 71H153V72H156ZM4 72V71H3ZM61 72V71H60ZM65 72V71H64ZM103 72V71H101ZM112 72V71H111ZM129 72V71H128ZM148 72V73H149ZM150 72V74H151ZM240 72H242L241 74H243L244 76L241 77V74ZM17 73H19L17 71ZM23 73V72H22ZM42 73V72H41ZM4 74V73H3ZM11 74V73H10ZM43 74V73H42ZM46 74V73H45ZM109 74V73H108ZM115 74V73H114ZM129 74V73H128ZM143 74V75H144ZM211 74V73H210ZM2 75V74H1ZM16 75V73H15ZM22 75V74H21ZM29 75V74H28ZM113 76V74H111ZM146 75V74H145ZM212 75V74H211ZM247 75V74H246ZM6 76V75H5ZM17 76V75H16ZM15 76V77H16ZM216 76V77H217ZM223 76V77H222ZM238 76H240L242 79H240V77L238 78ZM4 77V76H3ZM9 77V76H8ZM13 78V76H11ZM18 77V76H17ZM23 77V76H22ZM110 77L109 76H105V78H108ZM7 78V77H5ZM25 78V75L24 77ZM28 78V77H27ZM125 78V77H124ZM126 78V79H127ZM245 78V77H244ZM19 79V78H18ZM127 79V80H128ZM124 80V79H123ZM127 80H126V83H127ZM128 80V81H129ZM232 80V79H231ZM239 80V81H238ZM9 81V80H8ZM17 81V80H16ZM226 82H229L227 80H225ZM233 81V80H232ZM230 81V82H232ZM240 82L239 84L237 83ZM245 81V82H244ZM10 82V81H9ZM19 82V81H18ZM23 82V81H21ZM107 82V81H106ZM119 82V81H118ZM125 82V80H124ZM129 82V83H130ZM224 82V83H226ZM111 83V82H110ZM120 83V82H119ZM125 83V84H126ZM128 83V84H129ZM106 84V83H105ZM122 83H120L121 85ZM12 85V84H11ZM19 85V83H18ZM133 85V84H132ZM131 85V86H132ZM9 86V84H8ZM122 86L125 87L124 84H122ZM122 86H105L103 87L104 89H100V90H97V94L98 95H102V96H109L110 93L112 92H118L119 90H121L123 87ZM6 87V86H5ZM211 87V86H210ZM218 87V86H217ZM216 87V88H217ZM10 88V87H9ZM23 88V87H22ZM215 88V89H216ZM256 88V87H255ZM8 90V89H7ZM212 90V89H211ZM228 90V89H227ZM10 92V90H8ZM12 91V90H11ZM32 91V89H31ZM16 92V91H15ZM22 93V91H20ZM29 92V90H28ZM215 93V91H213ZM213 92H211L212 94H214ZM8 93V92H7ZM12 93V92H11ZM17 93V92H16ZM77 93V92H76ZM79 93V92H78ZM3 94V92H2ZM1 94V95H2ZM13 94V93H12ZM28 94V93H27ZM6 95V94H5ZM4 95V96H5ZM9 95V94H8ZM15 95V94H13ZM22 95V94H21ZM79 95V94H78ZM211 95V94H210ZM11 96V95H10ZM23 96V95H22ZM27 96V95H26ZM76 96V95H75ZM238 96H240V98H238ZM80 97V96H79ZM77 97V98H79ZM6 98V97H5ZM19 98V97H18ZM4 99V98H3ZM8 99V98H6ZM76 99V98H75ZM12 99H10L11 101ZM21 100V98H20ZM23 100V99H22ZM80 100V99H79ZM91 100V99H90ZM7 102V100H4ZM82 103H83V99L81 100ZM78 104V105H81L82 103ZM1 102H2V98H1ZM0 102V103H1ZM9 102V101H8ZM7 102V103H8ZM14 102V101H13ZM19 102V101H18ZM5 103V102H4ZM16 103V102H15ZM28 103V102H27ZM91 103V102H90ZM85 104V103H84ZM9 105V104H8ZM11 105V104H10ZM77 105V106H78ZM83 105V104H82ZM92 106L91 104H85L83 107L85 108V106ZM1 106V105H0ZM15 106V105H14ZM13 107V105L11 106ZM16 107V106H15ZM14 107V108H15ZM18 107V106H17ZM25 107V106H24ZM81 107V106H80ZM82 107V108H83ZM219 107V108H218ZM220 107H222L220 109ZM21 108V107H20ZM18 108V110L20 109ZM79 108V106H78ZM88 108V107H87ZM7 109V108H6ZM10 109V108H9ZM16 109V108H15ZM26 109V108H25ZM80 109V108H79ZM91 109V108H89ZM3 110V108H2ZM85 110V109H84ZM83 110V111H84ZM11 111V109H10ZM80 111V110H79ZM87 111V110H85ZM84 111V113H85ZM91 111V110H89ZM13 112V110H12ZM82 112V110L80 111ZM212 112V113H213ZM29 113V112H28ZM83 113V114H84ZM87 113V112H86ZM211 113V112H210ZM10 114V113H9ZM63 114V113H62ZM82 114V113H80ZM28 116V115H27ZM8 117V116H7ZM26 117V116H25ZM64 117V118H63ZM63 125H68V119H69V116L65 114V116H63ZM71 118V116H70ZM264 118V117H263ZM61 119V118H60ZM71 120V119H70ZM69 120V121H70ZM234 120H240V122H242L241 126L240 127H243V125L245 126H249V129L253 132V130H256L255 133L257 135V138L255 137L256 135H254L253 137L251 136V134L249 136H251V138L249 137H246V136H242L241 138H238V137H235L236 134L233 135V133L230 131V128H229V125H230V122ZM3 121V120H2ZM61 121V120H60ZM66 121L68 122L66 124ZM232 121V122H234ZM62 122V121H61ZM239 122V121H238ZM261 122V124H260ZM11 123V122H10ZM235 123V122H234ZM70 124V123H69ZM233 124V123H232ZM237 125V121L235 123ZM260 124V126L258 125ZM1 125H2V122H1ZM62 125V126H63ZM239 125V124H238ZM7 126V125H6ZM12 126V125H11ZM69 126V125H68ZM67 126V127H68ZM54 127V126H53ZM61 128V124H59L58 128ZM64 127V126H63ZM255 127V129H254ZM54 129L55 133H57L59 136L62 135L61 133V130L63 132V135H64V132H66L67 130L65 129L64 131V128H61V129ZM206 128V129H205ZM239 128V127H238ZM245 128H248V127H245ZM68 129V128H67ZM199 129H201L199 127ZM198 129V130H199ZM241 129V128H239ZM238 129V130H239ZM51 130V129H50ZM197 130V129H195ZM243 130V129H242ZM245 130V129H244ZM241 133V130H239ZM5 132V131H4ZM51 132V131H50ZM50 135H52L53 133H50ZM244 132H247L244 131ZM14 133V132H13ZM61 133V134H60ZM258 133V134H257ZM262 133V132H261ZM7 134V133H6ZM244 134V133H243ZM5 135V134H4ZM62 135V136H63ZM203 135V134H202ZM7 136V135H6ZM55 136V134H54ZM53 136V138H54ZM58 136V137H59ZM61 136V137H62ZM204 136V135H203ZM202 136V137H203ZM1 137V136H0ZM3 137V136H2ZM57 137V135H56ZM60 137V138H61ZM201 137V136H199ZM201 137V138H202ZM52 138V142H53V139ZM64 138V136H63ZM197 138V137H196ZM1 139V138H0ZM57 139V138H55ZM12 140V139H11ZM10 140V141H11ZM20 140V139H19ZM61 140V139H60ZM201 140V139H200ZM199 140V141H200ZM1 141V140H0ZM6 141V140H5ZM57 141H59V138L57 139ZM205 141V140H204ZM31 142V141H30ZM56 143V141H54ZM61 142V141H59ZM201 142V141H200ZM203 142V140H202ZM197 143V142H196ZM205 143V142H203ZM202 143V144H203ZM6 144V143H5ZM9 144V143H8ZM29 144V143H28ZM32 144V143H31ZM30 144V145H31ZM60 144V143H58ZM199 144V143H198ZM205 145V144H204ZM209 145V144H208ZM29 146V145H28ZM32 146V145H31ZM38 146V145H36ZM50 146L52 147V145L50 144ZM21 147V146H19ZM23 147V145H22ZM21 147V148H22ZM27 147V146H26ZM33 149L37 147H35V143L34 145L32 146ZM40 147V146H39ZM38 147V148H39ZM20 148V149H21ZM31 148V147H30ZM46 148V147H45ZM50 148V147H49ZM55 148V147H54ZM10 149V148H9ZM16 149V148H15ZM47 149V148H46ZM51 149V148H50ZM205 149V147L203 148V150ZM35 150V149H34ZM33 150V151H34ZM40 150V149H38ZM13 151V150H12ZM25 151V150H24ZM32 151V152H33ZM44 151V152H43ZM42 152L45 153V149L43 150ZM8 152V151H7ZM27 152H30V150H27L26 151V154L29 155ZM36 152V151H35ZM38 152V151H37ZM41 152V150L39 151ZM52 152V151H51ZM205 152V151H204ZM34 153V152H33ZM198 153V152H197ZM49 154V153H48ZM25 155V154H24ZM24 155H22V157H24ZM26 155V156H27ZM32 156V154H30ZM38 155V154H36ZM35 155V156H36ZM47 155V154H46ZM30 156V157H31ZM35 156H32L33 157V161H34V165H36L35 162H37V160L40 161V159H45V158H41V156L38 155V158L39 159H35ZM14 157V156H13ZM29 157V156H28ZM27 157V159H28ZM31 157V158H32ZM43 157V155H42ZM45 157V156H44ZM258 157V158H257ZM261 157V159H263V161L259 160V158ZM19 158V157H18ZM13 159V158H12ZM30 159V158H29ZM258 159V160H257ZM18 160V159H17ZM22 160H25L24 158ZM43 161V160H42ZM41 161V163H42ZM12 162V161H11ZM15 162V161H14ZM13 162V164H14ZM23 162V161H22ZM26 162H29V163H33L32 161H25V164ZM40 163V162H39ZM241 163V168H239V164ZM24 164V163H23ZM22 164V165H23ZM24 164V166H25ZM174 164V163H173ZM19 165V164H17ZM15 165V166H17ZM29 165V164H28ZM176 165V164H175ZM12 166V165H11ZM23 166V167H24ZM31 167V165H29ZM37 166V165H36ZM35 166V167H36ZM40 166V165H39ZM171 166V165H170ZM177 166V165H176ZM8 168H10L9 166H7ZM6 167V168H7ZM18 167V166H17ZM22 167V169H23ZM34 167V166H33ZM41 167V166H40ZM60 167V166H59ZM95 167V166H94ZM172 167V166H171ZM5 168V169H6ZM25 168V167H24ZM39 168V167H38ZM163 168V167H161ZM245 168V170H244ZM13 169V168H12ZM20 169V170H22ZM26 169L29 170V168H27V165H26ZM34 168L30 169V170H33ZM92 169V168H91ZM165 169V168H164ZM4 170V169H3ZM27 170L25 172H27ZM61 170V168H60ZM59 170V171H60ZM178 169H176V167H174L173 165V168L171 169L170 173H169V184H167V189L164 188V190H168V191H173L172 193H174V191H176L177 189H179L180 185L182 184L179 180V176H178V172H177ZM17 171H19L17 169ZM15 172V171H14ZM31 172V171H30ZM62 172V171H61ZM166 172V171H165ZM7 173V172H6ZM9 173V172H8ZM18 173V172H17ZM28 173V172H27ZM26 173V175H28ZM57 173V171H56ZM60 173V172H59ZM262 173V174H263ZM21 174V173H20ZM251 174V173H250ZM261 174V175H262ZM7 174H5L4 176H6ZM9 175V174H8ZM19 175V173H18ZM25 175V174H24ZM23 175V176H24ZM58 175V173H57ZM244 175V176H242ZM2 176V175H1ZM16 176V175H15ZM20 176V175H19ZM237 176H242L243 180H240L239 177ZM14 177V176H13ZM27 177V176H26ZM257 177V176H256ZM261 176H259V179H260ZM264 177V176H263ZM7 178V177H6ZM9 178V176H8ZM18 178V176H17ZM53 178V176H52ZM55 178V177H54ZM156 178V177H155ZM239 178V179H238ZM0 179H3V176L2 178ZM10 179V178H9ZM19 179V178H18ZM51 179V178H50ZM57 179V178H56ZM238 179V180H237ZM15 180V179H14ZM13 180V181H14ZM55 180V179H54ZM96 180V179H95ZM94 180V181H95ZM236 180V181H235ZM256 180V179H255ZM262 180V179H260ZM9 180L8 179H4L3 180V183L1 184L0 182V201L5 198L7 195H9L11 193V183L8 182ZM11 181V179H10ZM16 181V180H15ZM56 181V180H55ZM55 181L53 183H55ZM163 181V180H162ZM264 181V179L262 180ZM97 182V181H96ZM101 182V181H100ZM120 182V181H119ZM14 183V182H13ZM12 183V184H13ZM52 183V182H51ZM50 183V184H51ZM255 183V184H254ZM262 183V182H261ZM261 183H258V184H261ZM264 183V182H263ZM94 184V183H93ZM97 184V183H95ZM98 184L101 185V183L98 182ZM123 182L121 181L120 184H119V187L121 188L120 185H122ZM126 184V183H124ZM165 184V185H166ZM118 185V184H117ZM262 185V184H261ZM260 185V186H261ZM264 185V184H263ZM91 186V185H90ZM125 186V185H124ZM123 186V187H124ZM13 187V186H12ZM94 187V186H93ZM92 187V188H93ZM98 187V185H97ZM126 187V186H125ZM258 188V185L255 186ZM89 188V187H88ZM128 188V187H127ZM256 188V190H257ZM263 188V187H262ZM261 188V189H262ZM13 189V188H12ZM115 189H117L116 191H118V188L115 186ZM125 189V188H124ZM259 189V190H261ZM264 189V188H263ZM94 190V189H92ZM91 190V191H92ZM123 189L121 188V191ZM90 191V192H91ZM127 191V190H126ZM95 192V191H94ZM257 192V191H256ZM254 191V195L256 193ZM258 192H261V191H258ZM87 193V192H86ZM89 193V191H88ZM125 193V191H124ZM118 194H120V192L118 193L117 192V196ZM128 194V193H127ZM126 194V196H127ZM257 194V193H256ZM259 194V193H258ZM262 194V193H261ZM87 195V194H85ZM123 195L122 193L120 194V196ZM125 195V194H124ZM263 195V194H262ZM32 196V195H31ZM89 196V195H88ZM94 196V193L93 195ZM96 196V195H95ZM83 197V195H82ZM87 197V196H86ZM91 197V196H90ZM261 197V195H260ZM264 198V196H262ZM81 198V197H80ZM85 198V197H84ZM143 198V197H142ZM257 198V196L255 197ZM89 199V198H88ZM85 200V199H84ZM97 200V199H96ZM261 200V199H260ZM252 201H254V199H252ZM2 202V201H1ZM88 202V200H87ZM97 202V201H96ZM162 202H166V206L165 208L167 209V214L162 217L163 219H160L159 218V221L161 220V222H157V218L155 220V217L158 216V214H160L161 212V206L162 205ZM90 203V202H89ZM254 203V202H253ZM261 202H259L258 204H260ZM256 204V203H255ZM2 205V204H0ZM261 205V204H260ZM262 205L264 206V201L262 202ZM257 206V205H256ZM262 206V207H263ZM6 207V206H5ZM251 207V206H250ZM7 208V207H6ZM5 208V209H6ZM90 208V207H89ZM2 209V208H0ZM65 209V208H64ZM68 209V208H67ZM78 209V208H77ZM82 209V208H81ZM81 209H79L78 211H80ZM107 209H110L111 211V208H110V205L106 208ZM161 209V210H160ZM263 209V208H262ZM84 210V209H82ZM4 211V210H2ZM2 211H0L2 213ZM66 211V210H65ZM64 211V212H65ZM109 211V212H110ZM83 212V211H82ZM85 212V211H84ZM68 212L66 211L65 212V215L64 217L66 216ZM89 213V212H88ZM59 214V213H57ZM64 214V213H63ZM72 214V213H71ZM138 214V215H136ZM87 215V214H86ZM88 215H91V214H88ZM264 215V214H263ZM55 216V215H54ZM60 216V214H59ZM56 217V216H55ZM58 217V216H57ZM69 217V215H68ZM86 217V216H84ZM158 217H161V216H158ZM261 217V216H260ZM53 218V217H52ZM67 218V217H66ZM39 219V218H38ZM36 219V220H38ZM63 219V218H62ZM86 219V218H85ZM84 219V220H85ZM168 219V220H167ZM16 220V219H15ZM88 220V219H87ZM17 221V220H16ZM20 221V219H19ZM22 221V220H21ZM41 221V220H39ZM54 221V219H53ZM60 221V220H59ZM86 221V220H85ZM83 221V222H85ZM23 222V221H22ZM20 223V222H19ZM25 223V222H24ZM50 223V222H49ZM52 225H53V222H51ZM109 223V222H108ZM17 224V223H16ZM22 224V223H21ZM42 224V222L40 223ZM56 224V223H55ZM85 224V223H83ZM89 224V223H88ZM18 225V224H17ZM23 225V224H22ZM21 225V226H22ZM26 225V224H24ZM23 225V226H24ZM31 225V224H30ZM29 225V226H30ZM33 225V224H32ZM44 225V224H43ZM51 225V224H50ZM56 225H61L60 223L59 224H56ZM76 225V224H75ZM74 225V226H75ZM27 226V225H26ZM35 226V225H34ZM73 226V225H72ZM73 226V227H74ZM84 226V225H83ZM110 226V225H109ZM37 227V226H36ZM39 227V226H38ZM43 227V226H42ZM45 227H47L45 225ZM44 227V228H45ZM49 227V225H48ZM53 227V226H51ZM60 227V226H59ZM72 227V228H73ZM80 227V226H79ZM85 227V226H84ZM82 227V228H84ZM18 229V232L19 231V227H17ZM23 228V227H22ZM24 228H26L24 226ZM55 228V227H54ZM52 228V229H54ZM71 228V227H70ZM76 228V227H75ZM86 228V227H85ZM111 228V227H110ZM109 228V229H110ZM13 232L15 231V228H13ZM21 229V228H20ZM27 229V228H26ZM33 229V228H31ZM47 229V228H46ZM49 229V228H48ZM24 230V229H22ZM21 230V231H22ZM28 230V229H27ZM34 230V229H33ZM32 230V231H33ZM37 230V229H36ZM50 230V229H49ZM57 230V228L55 229ZM60 230V229H59ZM69 230V229H68ZM72 230V229H71ZM75 230V229H74ZM78 230V229H77ZM80 230V229H79ZM30 231V233L32 232ZM10 232V231H9ZM23 232V231H22ZM21 232V235H23ZM50 232V231H49ZM69 232V231H68ZM36 233V232H35ZM48 233V232H47ZM78 233V232H77ZM75 233V234H77ZM5 234H7V232H5ZM9 234V233H8ZM12 234V233H11ZM11 234L8 236V239L11 237ZM80 234V233H79ZM78 234V235H79ZM87 234V233H86ZM20 233L18 234L17 232L14 234H12V242H10L9 246L7 247H3V249H1L3 251V253H9V255L13 254L16 251L18 252L20 249L18 248V245L20 246L19 242L21 240H23L24 238H22L23 236H21ZM30 235V234H29ZM31 235H34V234H31ZM44 235V234H42ZM48 235V234H47ZM45 235V236H47ZM50 235V234H49ZM68 235H70V233H68ZM39 236V235H38ZM81 236H83V232L81 233ZM85 236V235H84ZM253 237V240H249V241H246L247 237ZM5 237H7L5 235ZM52 237V236H51ZM80 237V235H79ZM78 237V238H79ZM30 239V238H29ZM34 239V237H33ZM37 239V238H36ZM41 239H42V236H41ZM50 239V238H49ZM25 240V239H24ZM39 242L37 243L38 245L35 247H33V249L31 248L30 251H28L29 253H26V256L28 257L29 261H32L35 260V261H38V259L40 260L39 258V255L40 253L43 251H46L48 253L47 250H49V245H46L45 244V241L43 242H40L41 240L38 239ZM43 240V239H42ZM45 240V239H44ZM77 240V239H76ZM80 240V239H79ZM82 240V239H81ZM99 240V239H97ZM33 241V240H32ZM50 241V240H48ZM84 241V240H83ZM29 242V241H28ZM47 242V240H46ZM76 242V241H75ZM80 242V241H79ZM94 242V241H93ZM23 243V242H22ZM35 243V242H34ZM54 243V242H53ZM100 243V242H99ZM6 244V243H5ZM32 244V243H31ZM49 244V242H48ZM94 244V243H92ZM97 244V242H96ZM113 244V245H114ZM23 245V244H22ZM21 245V247H22ZM34 245V244H33ZM53 245V244H51ZM50 245V247H51ZM112 245V246H113ZM31 246V245H30ZM16 247L19 249V250H16ZM20 247V248H21ZM1 248V247H0ZM94 247H92L93 249ZM96 248V247H95ZM51 249H53L51 247ZM67 249V248H66ZM91 249V250H92ZM32 250V252H31ZM96 249H94L93 251H95ZM55 251V250H54ZM61 251V250H60ZM64 254L66 253V250H64ZM45 252V253H46ZM51 252V250H50ZM63 252V250H62ZM71 252L68 251L67 253ZM91 252V251H90ZM2 253V252H1ZM2 253V254H3ZM19 253V252H18ZM21 253V252H20ZM13 254V256L15 255ZM44 254V253H43ZM60 254V253H59ZM8 255V256H9ZM46 255V254H44ZM5 256V255H3ZM13 256H11L13 258ZM48 256V255H47ZM71 256V255H70ZM97 256V255H96ZM10 257V256H9ZM8 257V258H9ZM63 257V256H62ZM93 257V256H92ZM1 260L0 261V264H8V258L7 260H4L6 259L5 257L3 258L2 256L0 257ZM10 258V259H12ZM15 258V256H14ZM95 258V257H94ZM45 259V257H44ZM70 259V258H68ZM76 260V259H75ZM74 260V261H75ZM99 260V258H98ZM10 263L13 262V260H9ZM43 261V260H42ZM30 262V264L32 263ZM58 262V261H57ZM77 262V261H76ZM91 262V261H90ZM94 262V260H93ZM37 263V262H36ZM41 263V262H40ZM44 263V262H43ZM61 263V262H59ZM75 263V262H74ZM78 263V262H77ZM96 263V262H95ZM33 264V263H32ZM35 264V263H34ZM58 264V263H56ZM66 264V263H65Z\"/></svg>",
    "mask_w": 264,
    "mask_h": 264
}]
</instances>
